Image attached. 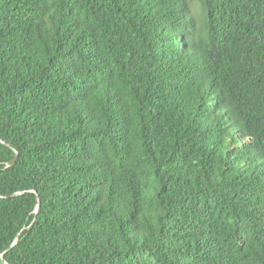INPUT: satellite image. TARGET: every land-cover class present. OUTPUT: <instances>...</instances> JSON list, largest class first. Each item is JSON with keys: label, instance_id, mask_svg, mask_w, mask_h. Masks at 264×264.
<instances>
[{"label": "trees", "instance_id": "trees-1", "mask_svg": "<svg viewBox=\"0 0 264 264\" xmlns=\"http://www.w3.org/2000/svg\"><path fill=\"white\" fill-rule=\"evenodd\" d=\"M0 264H264V0H0Z\"/></svg>", "mask_w": 264, "mask_h": 264}, {"label": "water", "instance_id": "water-1", "mask_svg": "<svg viewBox=\"0 0 264 264\" xmlns=\"http://www.w3.org/2000/svg\"><path fill=\"white\" fill-rule=\"evenodd\" d=\"M38 206H39V203H37L36 208H38ZM14 243H15V240H14L13 244H14Z\"/></svg>", "mask_w": 264, "mask_h": 264}]
</instances>
